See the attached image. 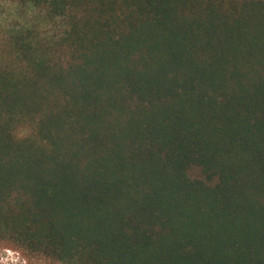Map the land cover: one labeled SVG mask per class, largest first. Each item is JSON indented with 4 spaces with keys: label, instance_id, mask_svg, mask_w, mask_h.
<instances>
[{
    "label": "trees",
    "instance_id": "16d2710c",
    "mask_svg": "<svg viewBox=\"0 0 264 264\" xmlns=\"http://www.w3.org/2000/svg\"><path fill=\"white\" fill-rule=\"evenodd\" d=\"M0 252L264 264V0H0Z\"/></svg>",
    "mask_w": 264,
    "mask_h": 264
},
{
    "label": "rangeland",
    "instance_id": "374dc122",
    "mask_svg": "<svg viewBox=\"0 0 264 264\" xmlns=\"http://www.w3.org/2000/svg\"><path fill=\"white\" fill-rule=\"evenodd\" d=\"M16 264L17 257L16 255L9 252H0V264Z\"/></svg>",
    "mask_w": 264,
    "mask_h": 264
}]
</instances>
